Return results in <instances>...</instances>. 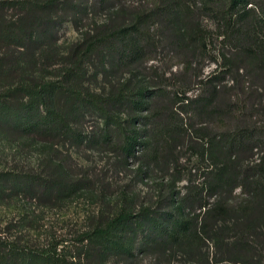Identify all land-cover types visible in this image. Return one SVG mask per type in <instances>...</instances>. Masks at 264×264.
Instances as JSON below:
<instances>
[{
    "label": "trees",
    "instance_id": "16d2710c",
    "mask_svg": "<svg viewBox=\"0 0 264 264\" xmlns=\"http://www.w3.org/2000/svg\"><path fill=\"white\" fill-rule=\"evenodd\" d=\"M192 2L221 22L227 46L240 58L230 67L234 86H223V73L210 78L206 93L195 99L187 90L177 95L184 108L197 105L204 123L210 120L199 137L210 140L213 169L185 195L162 181L157 201L139 209L135 196L125 192L101 194L102 201L115 197L119 209L78 236L79 258L83 253L96 264L109 256L125 262L154 257L164 264H264V0H154L146 13L126 11L122 0H0V141L20 154H41L32 168L0 169V206L24 201L47 207L94 192V181L68 166L70 156L59 149L83 143L81 128L94 113L100 123L89 142L117 151L121 163L140 147L149 153L154 141L167 147L171 131L153 122L161 121V112L149 113L156 92L139 78L141 61L154 45L146 20L154 16L175 25L184 44L178 46L201 42L206 49L204 31L186 27ZM92 13H102L100 20ZM66 23L84 30L82 40L62 53L58 32ZM89 66L104 79L120 69L130 77L114 84L110 79L109 89L93 93L84 86ZM197 209L204 212L195 214ZM210 244L213 258L203 253ZM45 263L68 264L58 244L0 235V264Z\"/></svg>",
    "mask_w": 264,
    "mask_h": 264
},
{
    "label": "rangeland",
    "instance_id": "374dc122",
    "mask_svg": "<svg viewBox=\"0 0 264 264\" xmlns=\"http://www.w3.org/2000/svg\"><path fill=\"white\" fill-rule=\"evenodd\" d=\"M153 2L154 0H122L126 11L137 9L136 12L143 13L154 9ZM189 6L193 16L186 20V27L188 29L193 25V28H201L204 31L207 35L206 49L201 47V42L194 48L187 45L178 46V43L184 44L177 40L176 26L152 16L147 18L145 28L147 27L152 34L151 42L154 45L147 51L138 68L140 80L144 81L150 90L156 92L149 113L161 112L162 119L160 122L153 120L154 124L160 127L163 122L166 124L163 128L171 131L167 147L162 149L161 143L154 141L149 153L140 147L134 158L127 162L123 159L124 163H121L122 156L117 151L106 147L103 149L100 145L96 143L92 145L89 142L98 132L100 123V120H97V113H94L81 128L85 137L83 143L81 145L67 143L59 148L64 155L70 156L72 162L69 161L68 166H72L77 172L78 168H81V173L94 181V192L80 193L60 204L47 207L24 201L1 205L0 235L12 237L19 235L42 245L58 244L59 250L63 249L68 264H96L86 260L83 253L79 258L81 253L79 249L82 245L77 239L79 235L94 228L100 219L112 218L118 211L119 206L115 197H106V200L102 201L101 194L119 196L125 192L129 196H135L138 205L135 208L139 209L143 203L151 204L157 201V190L162 181L173 182L182 195L188 193V188L205 181V177L213 169L209 161L210 140L199 137V130L211 124L210 120L206 118L204 123V111H198L197 105L184 108L178 103L177 98L185 90L191 99L201 96L209 88L206 86L208 80L223 73L226 76L223 86L228 88L234 86L230 67L240 58L230 46H227L228 43L222 36L224 27H220L221 22L203 13L199 3L192 2ZM101 14L92 13L90 18L100 20ZM171 16L170 20H173L174 15ZM259 16L261 17V14ZM81 30L84 28L78 30L72 23L63 25L58 32L60 37L58 46L62 53H66L72 45L82 40ZM86 70L88 74L84 86L97 94L103 88H110L107 85L110 79L114 84L119 81L123 83L124 79L130 77L128 74L121 76L120 71H126L122 69L117 74H110V79L96 75L95 69L91 66L86 67ZM230 126H233V123ZM145 129L152 135L153 127ZM153 135H157L156 130L153 131ZM0 155L2 156L0 169L32 168L41 157L40 152L33 149L20 154L15 146L3 141H0ZM201 212H204V209H197L194 213ZM214 250L210 244L208 248H204L203 253L213 258ZM104 264L164 263H159L154 257L125 262L109 256Z\"/></svg>",
    "mask_w": 264,
    "mask_h": 264
}]
</instances>
